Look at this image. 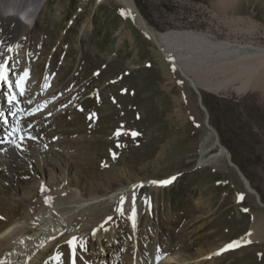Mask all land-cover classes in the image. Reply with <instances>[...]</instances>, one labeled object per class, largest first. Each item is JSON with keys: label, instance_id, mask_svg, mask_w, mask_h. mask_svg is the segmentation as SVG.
Listing matches in <instances>:
<instances>
[{"label": "rangeland", "instance_id": "374dc122", "mask_svg": "<svg viewBox=\"0 0 264 264\" xmlns=\"http://www.w3.org/2000/svg\"><path fill=\"white\" fill-rule=\"evenodd\" d=\"M221 1L132 0L155 32L196 31L214 42L264 47V0ZM38 8L34 26L3 48L8 77L0 94L22 90L19 131L34 136L26 155L12 149L0 160V228L21 218L31 203L26 198L36 200L43 188L61 198L55 217L64 222L56 235L69 239L49 243L44 264H64L68 248H75L77 264H181L196 255L192 260L205 257L199 264H264V241L217 255L251 232L264 208L225 158L197 168L202 151L207 158L217 152L198 96L125 8L113 0H45ZM4 34L0 15V48ZM233 73L200 74L199 89L210 125L264 204V85L240 93L233 78L227 90L209 89L227 85ZM134 131L140 135L133 138ZM5 141L0 153L8 150ZM172 177L167 185L153 183ZM75 179L94 187L114 182L123 195L109 190L112 197L92 208L101 218L81 216L80 196L65 190ZM116 215L114 246L101 253L97 243L106 240L94 238L95 225L110 229ZM62 224L74 229L67 234ZM50 233L26 244L24 264Z\"/></svg>", "mask_w": 264, "mask_h": 264}, {"label": "bare ground", "instance_id": "6f19581e", "mask_svg": "<svg viewBox=\"0 0 264 264\" xmlns=\"http://www.w3.org/2000/svg\"><path fill=\"white\" fill-rule=\"evenodd\" d=\"M113 1L125 8V10L133 18L135 23L139 27H141V22L134 16L131 11L128 10L127 5L125 4L128 3L130 5H134L132 0ZM27 2L28 0H0V15L1 19L5 24V36H3L4 40H2L3 44L0 48V65L5 66V61L8 56L3 49L4 44L10 43L13 38L19 36L21 33L34 26L36 20L38 19V6L45 2V0H31L32 3L30 4V6L27 5ZM228 3H230V0L221 1L222 5ZM153 32L157 39V42L152 39V42L154 44L158 43L160 47H162L163 49L165 48L166 51L177 52V55L168 57V62L170 63L169 59L173 62H177L180 66V69H177L178 72H183L187 74V76H189L198 87L203 80L200 74H204L206 78H209L208 76L215 74L217 71L232 72V70L234 71V73L229 78L231 80L227 83V85L218 86L216 84L209 86V89L213 91H219L221 89L227 90L229 85L233 82V78L239 79L238 81L240 85L237 88V91L240 93L248 91L251 87L264 85V47L255 45H241L240 43H230V41L214 42L204 34L198 33L196 31L169 30L162 33L155 31ZM6 77H8L7 69ZM9 85L14 88V85L10 83ZM15 91L16 92H13L12 90L10 93H7V96L0 94V139L5 141L3 133L10 134L13 132L14 134L11 136V139L5 141L7 143L8 150L6 152L3 151L2 153H0V160L7 158V156L11 153L12 149L19 150L21 153H24V155H26L28 152V144H31L28 143L27 140L34 136L33 131H19V128L21 129L19 125V120L21 116L25 114L26 110L23 109V104H21L20 102V93L22 92V90L15 89ZM17 92H19V95L17 94ZM13 97H15V99H13ZM3 102L6 105V109L2 105ZM39 132H42V130L40 129ZM34 134L36 133L34 132ZM206 138L213 139L212 149L217 150V152L211 158H213L214 161L218 158H225V156L220 155L221 152L218 148H214L215 139L209 131ZM205 153L207 152L202 151V156L200 158L202 164H205L207 162L206 160L208 159L207 156H204ZM13 176H15V174ZM245 186L248 192L254 196V194L250 191L249 187H247V185ZM250 188H252L251 185ZM118 189L119 188L117 187V184H115L114 182L103 183L99 187H94L93 185H88L81 182L79 179L71 180L65 188L67 196H76L77 194L80 196V201L77 204L80 206V213L77 214H82L83 216H86L85 213L89 211L87 216H92L93 213L96 212L98 214L97 218H101L103 213L101 214L102 211L100 210L93 211L95 210L92 209L94 208L93 206L96 205L98 202H107L112 197V195H119V197H121L123 193L120 192H122L123 190L120 191ZM109 190L112 191V195L107 198L106 194ZM33 199L34 198L29 197L26 198V201H30L31 203H29V206L25 210V214L21 216V218H19L18 220H10L6 225L0 228V264H24V261L22 262L20 260L22 249L26 248L31 240L38 239L40 235L44 234L46 230H49L51 232L50 235H54L52 236V238H49L51 236H48L49 239H46V241L38 245L39 251L37 253L36 251L33 252V255L36 253V256H34L33 258L32 254H30L31 258H28V261L30 263L28 262L26 264H44L46 259L49 260L47 257L48 255H50V249L52 248L53 244H55V242L64 241L65 243H67V241L69 240L68 238L62 239L66 235L59 234V231L58 235L60 236L56 235L57 229L59 227L58 224L64 222H62L60 218L57 219L55 217V209H58L59 207L63 206V204L60 202L56 203V201H59L61 199H57V193L52 194L49 192V190L39 188L38 190H36V200L33 201ZM84 205L89 206L83 207ZM42 207H45V209L42 210ZM75 209H77V206L72 211H75ZM118 218L119 215L114 216V218L112 219L113 221L111 222V225L114 226L110 229H108L107 227L105 228V225H102L100 223L99 225L97 224L98 226L95 225V227L97 228V233L94 232V238L97 241H100L101 237L106 240V243H97L101 253H107L111 251L112 246H114V241L113 239H111V235L113 229L115 230V224L117 223V221H119ZM104 219L101 221L103 222ZM62 225L63 230H66L68 234L69 229L71 227L69 228V226H67L68 224ZM77 225H79V223ZM249 233H251L250 236L246 234L243 237L239 238L237 242H239L240 244H244L249 243L248 241H251L250 243L259 244L264 241V217L255 222L254 226L251 229V232ZM37 234L39 235V237L37 236ZM47 234L48 232H46L43 237H46ZM75 238L76 240L74 242L79 240V235H75ZM13 240L18 243H21L20 245L14 248V251L11 249L10 246H8V244L11 243ZM51 242H53V244L49 247L48 244ZM15 249L17 250L16 252ZM64 254L66 255L64 264H77V262L74 261L75 248L65 249ZM204 255L205 253L202 254V256ZM198 256L199 255L188 256L181 262L187 264H199V262L203 261L205 257L197 259V261L192 260L196 259Z\"/></svg>", "mask_w": 264, "mask_h": 264}, {"label": "water", "instance_id": "95a60500", "mask_svg": "<svg viewBox=\"0 0 264 264\" xmlns=\"http://www.w3.org/2000/svg\"><path fill=\"white\" fill-rule=\"evenodd\" d=\"M125 4L127 5L128 10L131 11L134 14V16L141 22V24H142L141 27L143 28V30L145 31V33L148 35V37L151 39V41L153 39L155 42H157V39H156V36H155L154 32L151 30V28H149V26L147 25V23L144 20L143 16L139 12V10L136 8L135 4L134 5H130L128 3H125ZM156 46L159 49V51L161 52V54L164 55L165 58H167V59H168L169 56H175V55H177V52L166 51L165 48L163 49L162 47H160V45L158 43L156 44ZM169 61L171 63V66H173L174 68H176L178 70L180 69L179 68L180 66H179V64L177 62H173L170 59H169ZM179 74L181 75V77L185 80V82L192 88V90L198 96L199 106H200L201 110L205 114V127L207 128V130L212 134V136L215 139L214 148H218L219 151L221 152L220 155L225 156L226 162L229 164V166H231L236 171L237 175L243 181V183L245 185H247V187H249L250 191L254 194L257 203L264 208V204L261 201V197L259 196V194L257 192H255V190H253L252 188H250L249 181L244 176V174L241 172V170L239 169V167L233 162L230 152L227 150L226 147H224L221 144L217 132L210 125L209 115H208L207 109L203 105L202 96H201V92H200L199 87L195 84V82L189 76H187V74H185L183 72H181ZM211 157H209L206 160L207 162L205 164H202L201 163V159H200L199 160V163L197 165V168L202 167V166H207V165L211 164L214 161L213 158H211Z\"/></svg>", "mask_w": 264, "mask_h": 264}, {"label": "snow or ice", "instance_id": "6c2138e0", "mask_svg": "<svg viewBox=\"0 0 264 264\" xmlns=\"http://www.w3.org/2000/svg\"><path fill=\"white\" fill-rule=\"evenodd\" d=\"M123 14V13H122ZM29 75V73H25V77H27ZM97 75H99L98 73H97ZM7 77H6V68H5V66L4 65H0V80H5ZM23 79V78H22ZM126 91V90H125ZM13 99H15V97H13ZM81 111L83 110L82 108L80 109ZM96 114H90V116H89V118L91 119L93 116H95ZM131 134V136L133 137V138H135V137H137L138 135H140V133H138V132H131L130 133ZM115 135L116 136H120L121 135V132H120V130L118 129L117 131H116V133H115ZM19 146V145H18ZM118 147H119V145H118ZM112 157H113V159H116L117 158V154L115 153V152H113L112 153ZM105 166H107L106 164H105ZM173 180H175V177H172V178H170V179H168V180H164V181H153V183H158V184H161V185H167V184H169V183H171ZM240 200H243V194H241L239 197H238ZM0 219H3L2 217H0ZM247 235H251V233H248ZM76 240V238L74 237L73 238V241H75ZM249 243L251 242V241H248ZM70 243H72V241H70ZM240 246V243L239 242H231V243H228V244H226L225 246H224V248L223 249H221L219 252H217V255H219V254H221L222 252H225V251H228V250H230V249H234V248H236V247H239Z\"/></svg>", "mask_w": 264, "mask_h": 264}]
</instances>
